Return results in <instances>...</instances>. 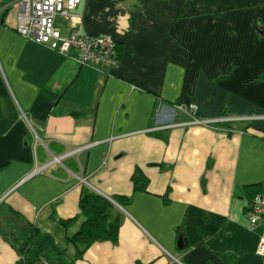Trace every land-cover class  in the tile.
Segmentation results:
<instances>
[{"label":"crops","instance_id":"obj_1","mask_svg":"<svg viewBox=\"0 0 264 264\" xmlns=\"http://www.w3.org/2000/svg\"><path fill=\"white\" fill-rule=\"evenodd\" d=\"M17 1L0 0V264H71L88 191L119 240L74 264H264L247 212V188L264 194V0H81L56 28L111 36L113 70L27 41Z\"/></svg>","mask_w":264,"mask_h":264},{"label":"built area","instance_id":"obj_2","mask_svg":"<svg viewBox=\"0 0 264 264\" xmlns=\"http://www.w3.org/2000/svg\"><path fill=\"white\" fill-rule=\"evenodd\" d=\"M81 0H18L15 31L27 41L44 46L62 55L71 50L77 53L76 62L80 66L96 67L103 70L118 68L120 61L116 41L109 35L98 37L83 36L79 30L63 37L56 28L57 21L72 22L74 11ZM3 10L0 7V16ZM194 117L196 107H177ZM193 124L209 126L210 123L194 118ZM59 160L55 158L54 162ZM60 162V161H59ZM249 229L255 231L264 226V195L254 197L248 206ZM257 253L264 257V233L260 235ZM39 264H48L43 258Z\"/></svg>","mask_w":264,"mask_h":264},{"label":"trees","instance_id":"obj_3","mask_svg":"<svg viewBox=\"0 0 264 264\" xmlns=\"http://www.w3.org/2000/svg\"><path fill=\"white\" fill-rule=\"evenodd\" d=\"M224 125L228 126L229 123H224ZM132 183L134 190L146 191L149 181L141 170L136 169L132 175ZM256 189L255 186L247 188L251 200L258 195H264L260 190ZM127 200L128 198L123 196L114 197V201L121 207L125 206ZM79 209L80 215L84 219L83 223L79 231L71 238L67 239L68 243L72 244L76 251L75 259L71 264H74L75 261L81 259L86 251L94 244L100 242H110L115 244L119 240L121 216L118 213L114 216L113 212L116 208L112 201L93 191H88L80 198ZM248 209L249 208H247V212ZM74 220L75 219L60 220V223L64 226H68L73 223ZM36 232L37 230L28 233L27 236H29L30 241L33 240ZM39 261L35 264H39ZM45 261L47 262V260ZM18 264L33 263L28 262V260L26 262L20 260Z\"/></svg>","mask_w":264,"mask_h":264},{"label":"water","instance_id":"obj_4","mask_svg":"<svg viewBox=\"0 0 264 264\" xmlns=\"http://www.w3.org/2000/svg\"><path fill=\"white\" fill-rule=\"evenodd\" d=\"M182 244V239H179V242H178V246H180ZM182 246V245H181ZM180 246V247H181Z\"/></svg>","mask_w":264,"mask_h":264}]
</instances>
